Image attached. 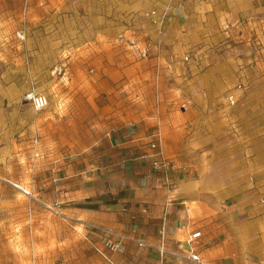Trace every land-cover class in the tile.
Wrapping results in <instances>:
<instances>
[{
	"label": "crops",
	"instance_id": "0c3cea01",
	"mask_svg": "<svg viewBox=\"0 0 264 264\" xmlns=\"http://www.w3.org/2000/svg\"><path fill=\"white\" fill-rule=\"evenodd\" d=\"M89 1L110 8V17L103 19L109 45L129 27L139 33L132 54H124L131 58L125 63L159 71L156 86L167 93L137 99L141 112L130 109L123 124L76 161L60 162L58 169L50 166L53 171L39 182L43 200L60 203L63 214L85 233L99 237L87 228L94 226L146 243L143 248L128 243L124 254L132 262L147 263L160 243L164 207L171 200L165 239L177 264H264V0ZM117 4L124 15L111 14ZM238 23L255 29L259 42L246 43L242 51L218 49ZM146 42L153 47L144 57ZM196 51L200 62H182ZM181 70L189 73L184 77L186 98L176 86ZM240 77L249 88L229 107L224 97ZM155 132L173 164V196L146 157ZM196 231L202 235L194 247L201 263L186 258L185 241Z\"/></svg>",
	"mask_w": 264,
	"mask_h": 264
},
{
	"label": "rangeland",
	"instance_id": "374dc122",
	"mask_svg": "<svg viewBox=\"0 0 264 264\" xmlns=\"http://www.w3.org/2000/svg\"><path fill=\"white\" fill-rule=\"evenodd\" d=\"M119 7L111 14L124 15ZM109 9L89 0H0V264H177L173 252L160 256L156 249L150 251L151 263L132 262L124 252L104 258L95 249L101 243L97 235L85 233L61 207L55 213L53 205L60 203L43 200L39 182L60 162L85 155L107 131L123 124L130 109L141 112L137 99L167 93L156 86L159 71L125 63L131 58L124 54H132L138 43L135 29L116 34L112 45L103 38ZM238 26L218 49L242 51L246 43L259 42L255 29ZM17 31L24 32V40L16 38ZM94 42L106 45L80 49ZM182 62L189 63L184 57ZM188 75L177 74L181 98L189 94ZM239 83L244 89L236 97L249 88L243 77ZM28 91L46 96L48 106L35 111L23 100ZM237 103L238 98L233 107Z\"/></svg>",
	"mask_w": 264,
	"mask_h": 264
},
{
	"label": "built area",
	"instance_id": "2783aa9c",
	"mask_svg": "<svg viewBox=\"0 0 264 264\" xmlns=\"http://www.w3.org/2000/svg\"><path fill=\"white\" fill-rule=\"evenodd\" d=\"M152 15L155 13H151ZM16 38L20 41L24 40L25 34L23 31H17L15 34ZM151 53V45L150 44H144L142 55L144 57H147ZM199 52L190 53L184 56V61H191L199 60ZM244 89V86L239 83L234 91H230L226 97L225 101L227 106L233 107L236 104V92L241 91ZM23 100L28 103L35 111H40L45 109L48 106V99L46 96L42 94H38L34 91H28L24 94ZM150 141L148 143V151H150L147 154V158L149 160L150 169L152 172L156 173L160 180L163 183V186L167 190L168 193H170L173 196V193L175 191V185L172 180L171 171L173 170V164L172 162L166 158L163 154L162 146H161V138L160 134L158 132L153 133L149 136ZM32 150L35 152L36 155H38V140L34 139L32 141ZM172 202L171 200L168 201V203L164 207L163 216H162V225L160 229V243L156 247V250L160 256H163L167 253L166 249V215L169 203ZM261 203L264 204V199L261 200ZM60 205L54 204L53 210L57 213L59 212ZM142 213H146L147 210L144 208L141 210ZM130 220L134 222L136 220V215L133 214L130 216ZM91 231L97 232L100 238V247H96V251L102 255V257L107 258V254H119L121 252H124L126 244H134L137 247L143 248L146 247V243L134 238L133 236L123 233V232H117L112 230H107L99 227L94 226H88ZM201 233L199 231L191 232L188 236V239L185 241L187 249V260L191 263H201V258L199 257V254L196 253L195 246L197 242L201 238Z\"/></svg>",
	"mask_w": 264,
	"mask_h": 264
}]
</instances>
